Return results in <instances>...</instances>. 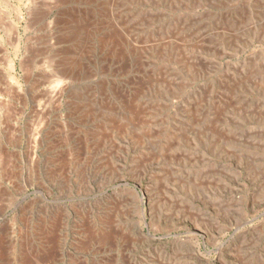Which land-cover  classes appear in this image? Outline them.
<instances>
[{"label":"rangeland","instance_id":"1","mask_svg":"<svg viewBox=\"0 0 264 264\" xmlns=\"http://www.w3.org/2000/svg\"><path fill=\"white\" fill-rule=\"evenodd\" d=\"M47 257L264 264V0H0V264Z\"/></svg>","mask_w":264,"mask_h":264},{"label":"bare ground","instance_id":"2","mask_svg":"<svg viewBox=\"0 0 264 264\" xmlns=\"http://www.w3.org/2000/svg\"><path fill=\"white\" fill-rule=\"evenodd\" d=\"M20 8V7H19ZM115 8V7H114ZM112 14V13H111ZM116 19V18H115ZM110 23V22H109ZM132 25V24H131ZM126 26V25H125ZM120 29H122V28H120ZM122 31H124V30H122ZM128 31H129V29H128ZM173 32V31H172ZM124 33H126V32H124ZM132 33V32H131ZM176 33V32H175ZM122 34H123V32H122ZM125 35H127V34H125ZM133 36H134V34H132ZM128 36V35H127ZM132 36V37H133ZM114 37H116V36H111L109 39H111V38H113L110 42H109V47H110V49H111V53H110V55H109V61H111L110 63H112V61L115 63H118L119 65L121 64V65H124L123 64V61H122V59H123V57H121V54L118 52V50H115V42H116V39L117 38H114ZM123 37V36H122ZM131 37V38H132ZM140 37V36H139ZM141 37H142V35H141ZM134 38V37H133ZM167 38V37H166ZM169 38V37H168ZM168 38H167V40H168ZM172 38V37H171ZM137 39V38H136ZM135 39V40H136ZM148 39V38H147ZM163 39V38H162ZM143 40V39H142ZM106 41V40H105ZM150 41V40H149ZM156 41H158V40H156ZM121 42V41H120ZM131 42H134V41H131ZM137 42V41H136ZM140 42V41H139ZM142 42V41H141ZM147 42H148V40H147ZM153 42V41H152ZM164 42V41H163ZM162 42V43H163ZM170 42V41H169ZM176 42H178V41H176ZM150 43V42H149ZM159 43V42H158ZM179 43V42H178ZM105 44V43H104ZM133 44H135V42L133 43ZM138 44H141V43H138ZM145 44V43H144ZM147 44V43H146ZM161 44V43H160ZM173 44V43H172ZM179 44H181V43H179ZM129 45V44H128ZM151 45V44H150ZM163 45V44H162ZM121 46V45H120ZM135 46V45H134ZM136 46H138L139 47V45H136ZM156 45H154V47H155ZM184 46V45H183ZM199 46V45H198ZM126 47V46H125ZM129 47V46H128ZM137 47V48H138ZM146 47V46H145ZM158 47V46H157ZM156 47V48H157ZM170 47H172V45L170 46L169 45V48ZM175 47V46H174ZM151 48V47H150ZM159 48V47H158ZM166 48H167V45H166ZM166 48H165V50H166ZM128 49V48H127ZM126 49V50H127ZM172 49H174V48H171V50ZM175 49H176V47H175ZM133 50V49H132ZM153 50V49H152ZM169 51H170V49H168ZM134 51V50H133ZM135 51H137L136 49H135ZM151 51V50H150ZM77 52V51H76ZM149 52V51H148ZM164 51H162V53H163ZM172 52H174L173 50H172ZM143 53H144V51H143ZM153 53V52H152ZM155 53V52H154ZM164 53H166V52H164ZM175 53V52H174ZM179 53V52H178ZM124 54V53H123ZM145 54V53H144ZM126 55V54H125ZM141 55V54H140ZM146 56V55H145ZM132 57V56H131ZM158 57V56H157ZM168 57V56H167ZM166 57V59H168ZM186 57V56H185ZM162 58H164V57H162ZM178 58V57H177ZM165 59V58H164ZM176 60V59H175ZM181 60V59H180ZM141 62V61H140ZM65 68V67H64ZM158 72V71H157ZM160 72V73H159ZM158 72V74H159V77H158V79H162L163 81H165V80H168V77H167V74H164V70L163 71H159ZM62 73H63V75L64 74H67V71L66 70H63L62 71ZM154 76V75H153ZM156 76V75H155ZM153 78V77H152ZM151 78V79H152ZM15 79V78H14ZM147 79V78H146ZM155 81H157V78H153ZM149 80V79H148ZM63 81V80H62ZM151 81V80H150ZM168 81H170V80H168ZM144 82H146V81H144ZM153 82V81H152ZM161 82V81H160ZM171 82V81H170ZM149 83H151V82H149ZM157 83V82H156ZM162 83V82H161ZM62 84V83H61ZM60 84V85H61ZM151 84H153V83H151ZM158 84V83H157ZM57 86L58 88H53L54 90H52V96L54 97V99H56V100H59L60 98H61V96L63 95V88H65V87H63L62 85L61 86ZM64 85V84H63ZM146 85V84H145ZM160 85V84H159ZM55 86V85H54ZM65 86V85H64ZM147 87V86H146ZM153 87V86H152ZM166 87V86H165ZM115 88V87H114ZM121 88V87H120ZM158 88V87H157ZM66 89V88H65ZM150 89V88H149ZM141 90V89H140ZM143 90V89H142ZM153 90V89H152ZM149 91V90H148ZM166 91V90H165ZM135 92V91H134ZM146 92V91H145ZM179 92V91H178ZM126 96V95H125ZM143 98V97H142ZM150 99V98H149ZM129 103V102H128ZM138 103V102H137ZM137 105V104H136ZM134 106V110H133V112H132V115H130L128 118H126V120H125V122L122 124H119V125H114V124H112L113 122H110L111 124H109V126H108V128H106V129H103V130H101V131H99V132H97V131H94L93 132V135L96 133V135H95V142H96V146H102V145H104V146H107L108 144H111L113 141H114V137L112 136V134L114 133V131H118V132H122L123 133V131H129L130 132V130L131 129H136V128H138L139 126H141L143 123L145 124L146 122V120H145V110H146V107L145 106H143V105H137V106ZM153 106V105H152ZM128 107V106H127ZM131 107H133V106H131ZM42 108V107H41ZM40 108V109H41ZM129 108V107H128ZM157 108V107H156ZM130 109V108H129ZM152 110V109H151ZM191 110V109H190ZM147 111V110H146ZM40 112H42V110L40 111ZM148 116V115H147ZM122 118V117H121ZM112 119V118H111ZM114 119V118H113ZM150 120H151V118H150ZM146 125V124H145ZM144 125V126H145ZM148 125V124H147ZM104 126H106V125H104ZM183 126V125H182ZM147 127H149V128H147V129H141L142 131H140V132H138L137 134H134V136L136 137L135 139H137V140H139V139H141V138H146V139H149L150 137H152L153 136V130L150 128V126H147ZM100 130V129H99ZM108 130V131H107ZM137 132V131H136ZM134 133V132H133ZM180 133V132H179ZM118 134V133H117ZM125 134V133H124ZM166 134V133H165ZM158 135H160V134H158ZM120 136H121V134H120ZM118 137V136H117ZM123 137H124V135H123ZM116 139V138H115ZM154 139V138H153ZM169 139V138H168ZM86 141V140H85ZM160 145V144H159ZM80 149V148H79ZM81 153V152H80ZM34 154V153H33ZM146 158V157H145ZM69 171V170H68ZM109 229V228H108ZM110 230V229H109ZM110 232V231H109ZM111 233H112V231H111ZM111 233H106V232H100L96 237L97 238H99V240H101V242H102V240L103 241H108V240H110V238H111ZM95 236V235H94ZM88 237V236H87ZM112 239V238H111ZM114 239V238H113ZM106 241V242H107ZM104 243V242H103ZM50 246V245H49ZM51 247V246H50ZM48 248V250H47V253L46 254H50V249L51 248ZM49 260H47L46 259V261H45V264H50L51 263V259H50V257H47Z\"/></svg>","mask_w":264,"mask_h":264}]
</instances>
